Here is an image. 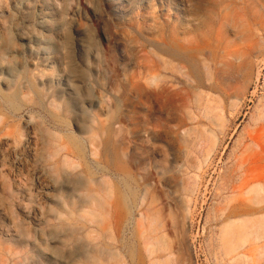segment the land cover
Instances as JSON below:
<instances>
[{
	"label": "rangeland",
	"instance_id": "rangeland-1",
	"mask_svg": "<svg viewBox=\"0 0 264 264\" xmlns=\"http://www.w3.org/2000/svg\"><path fill=\"white\" fill-rule=\"evenodd\" d=\"M263 146L264 0H0V264H253Z\"/></svg>",
	"mask_w": 264,
	"mask_h": 264
},
{
	"label": "bare ground",
	"instance_id": "bare-ground-1",
	"mask_svg": "<svg viewBox=\"0 0 264 264\" xmlns=\"http://www.w3.org/2000/svg\"><path fill=\"white\" fill-rule=\"evenodd\" d=\"M259 160L261 163H264V152ZM252 174L259 177L264 176V167L254 168ZM256 195L257 200L262 202L264 195L260 191H256ZM262 203L264 204V202ZM261 211H264V207L261 210L251 208L245 212H241L239 216L247 215L248 218L243 220L242 223L232 226L231 230L227 233L228 236L233 237L230 247L231 252L236 251L238 247L250 244L249 253L252 254L253 264H264V247L258 248L257 246L259 242L264 241V215L262 217L257 216L258 213H262ZM247 249L245 250L247 251ZM258 252H260L261 258L259 254L257 255Z\"/></svg>",
	"mask_w": 264,
	"mask_h": 264
}]
</instances>
